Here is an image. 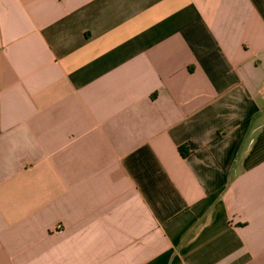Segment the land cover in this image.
I'll return each instance as SVG.
<instances>
[{"label": "crops", "instance_id": "obj_1", "mask_svg": "<svg viewBox=\"0 0 264 264\" xmlns=\"http://www.w3.org/2000/svg\"><path fill=\"white\" fill-rule=\"evenodd\" d=\"M0 264H264V0H0Z\"/></svg>", "mask_w": 264, "mask_h": 264}, {"label": "trees", "instance_id": "obj_2", "mask_svg": "<svg viewBox=\"0 0 264 264\" xmlns=\"http://www.w3.org/2000/svg\"><path fill=\"white\" fill-rule=\"evenodd\" d=\"M181 153H182V155H185V153L183 151Z\"/></svg>", "mask_w": 264, "mask_h": 264}]
</instances>
